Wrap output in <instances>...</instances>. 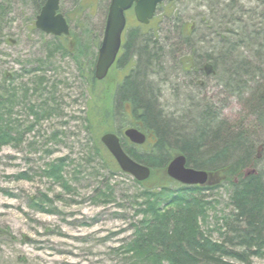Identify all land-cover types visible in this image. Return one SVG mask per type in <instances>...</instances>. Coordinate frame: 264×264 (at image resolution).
<instances>
[{
    "label": "rangeland",
    "instance_id": "1",
    "mask_svg": "<svg viewBox=\"0 0 264 264\" xmlns=\"http://www.w3.org/2000/svg\"><path fill=\"white\" fill-rule=\"evenodd\" d=\"M240 1L246 12L243 18L259 13V0ZM85 2L89 6L80 10L78 17L75 0H59L70 34L56 39L35 28L37 13L32 0H0V101L4 102L0 115L2 123L8 122L13 135L20 138L0 149V264H141L127 246L136 238L134 226L152 216L148 211H138L143 208V200L137 198L141 186L130 175L110 172L103 166L85 128L94 105L91 89L114 85L128 71L124 74L126 65H114L104 81L95 87L89 85L88 70L95 64L98 51L93 41L101 42L110 0ZM208 13L207 0H174L172 6L164 1L158 6L154 17L159 22H153L150 28L158 26V43L169 37L176 46L170 49L165 67L151 71L149 81L155 85L159 104L168 112H183L190 108L191 101H199L219 110L229 124L251 125L255 116L246 94L232 95L215 73L191 72L178 60L184 47L174 30L175 15L182 22L198 26V35L192 36L197 41L213 37L199 24ZM230 15L241 17L238 10ZM252 21L261 20L254 17ZM230 27L237 28L233 23ZM137 28L138 22L128 16L124 37L134 35L140 30ZM141 32L149 35L152 29L143 28ZM64 41L72 43L69 52L73 54L53 51L54 43ZM77 42L82 47L76 50ZM74 56L82 64L78 65ZM125 124H130V117L116 119L114 127L117 130ZM149 147L142 145L139 152L150 153ZM59 160L64 161L62 174L70 190L44 173L50 163ZM21 173L30 178H19ZM215 178L212 182L217 181ZM107 184L112 187L108 200L102 197ZM214 185L202 190L210 207L201 229L217 242L221 239L215 230L220 225L217 220L232 208L228 183ZM224 260L244 264L233 258ZM250 261L264 264V254Z\"/></svg>",
    "mask_w": 264,
    "mask_h": 264
},
{
    "label": "trees",
    "instance_id": "2",
    "mask_svg": "<svg viewBox=\"0 0 264 264\" xmlns=\"http://www.w3.org/2000/svg\"><path fill=\"white\" fill-rule=\"evenodd\" d=\"M32 1L35 13H39L46 0ZM207 1L210 13L205 14L199 24L203 26L202 30L213 36L211 39L194 40L192 36L198 35L195 33L198 26L182 22L175 15L174 30L184 47L180 48L178 60L183 69L191 72L215 73L221 85L232 91V95L246 94L255 122L234 126L220 117L219 110L206 103L201 105L199 101H191L189 109L178 113L168 112L159 104L158 93L149 76L151 71L159 72L165 67L170 49L176 45L169 37L161 44L157 42L158 26L150 28L153 22L158 24L157 17L146 26L138 23L140 30L125 38L121 57L115 66L126 63L127 76L119 83L106 85L105 89H91L94 105L90 123L85 128L94 141V154L105 168L110 172H121L100 142L103 133H119L125 128L126 124L115 129L118 118L130 117L127 126L144 132L147 135L144 145H150L152 149L150 153H140L141 146L131 144L126 138L121 140L131 158L151 169L148 179H133L141 186L137 198L143 200V208L138 211L152 214L134 226L136 238L127 245H130L137 263L163 264L166 260L167 264H231L224 260L228 257L251 264L252 257L264 254V136L261 135L264 134V0L257 2L259 13L247 18H243L246 12L240 0ZM75 2L77 12H74L79 17L80 10L87 8L89 2ZM173 4L174 1L168 2L170 6ZM234 10H238L241 17L234 19L230 15ZM127 16H132V12ZM254 17L261 21L255 23L252 21ZM232 23L237 26L235 30L230 27ZM143 28L152 29V32L143 35ZM205 32L202 33L204 37ZM54 38L58 39V36ZM93 45L98 48L100 42L94 40ZM53 46L54 52L73 54L69 52L70 41L68 44L57 42ZM75 47L77 50L82 45L77 42ZM74 59L78 65L82 64L78 56ZM191 65L193 67L189 68ZM87 79L91 87L100 83L94 78V65L91 69L89 67ZM2 101L0 105L4 103ZM3 120L0 115V149L20 140L13 135L8 122L2 123ZM179 154L185 156L186 166L217 175L220 182L229 185L232 209L217 220L220 225L215 230L221 237L217 242L201 229L210 207L202 190L214 188L219 181L205 186H187L169 178L165 173L166 166ZM63 170L64 161L59 160L50 163L44 173L70 190L63 178ZM19 178L29 179L30 176L21 173ZM103 191L105 195L102 197L108 200L112 187L107 184ZM98 195L101 197L100 193Z\"/></svg>",
    "mask_w": 264,
    "mask_h": 264
},
{
    "label": "water",
    "instance_id": "3",
    "mask_svg": "<svg viewBox=\"0 0 264 264\" xmlns=\"http://www.w3.org/2000/svg\"><path fill=\"white\" fill-rule=\"evenodd\" d=\"M164 1L173 0H110L103 37L98 48L94 66V77L102 80L114 63L121 46V36L126 26L125 12L133 9L139 23L148 24L156 13L157 7ZM35 27L50 35L69 34V24L59 11V0H46L35 18ZM124 136L134 144H143L146 136L136 128H127ZM101 142L113 156L121 171L131 175L137 181L146 180L150 168L132 159L122 148L120 138L112 132L104 133ZM166 174L175 181L185 185H203L214 174L186 166V158L179 154L174 156L165 169Z\"/></svg>",
    "mask_w": 264,
    "mask_h": 264
},
{
    "label": "flooded vegetation",
    "instance_id": "4",
    "mask_svg": "<svg viewBox=\"0 0 264 264\" xmlns=\"http://www.w3.org/2000/svg\"><path fill=\"white\" fill-rule=\"evenodd\" d=\"M124 42H125V37H124V35L122 36V42H121V48H120V50H119V52H118V55H117V58H116V61H115V64L114 65H116V63H117V61H119V59H120V57H121V53H122V45L124 44ZM121 65L122 66H125L126 65V63L125 64H123V63H121ZM120 66V65H119ZM127 66H129V64L127 65ZM125 72H126V70L124 71V74H125ZM127 73V72H126ZM128 74V73H127ZM127 74L126 75H123L124 77L125 76H127ZM122 81V80H121ZM121 81H119V82H121ZM119 82H117V83H119Z\"/></svg>",
    "mask_w": 264,
    "mask_h": 264
}]
</instances>
